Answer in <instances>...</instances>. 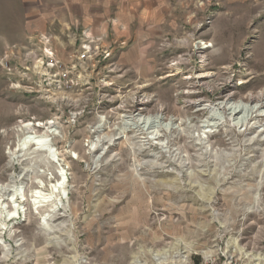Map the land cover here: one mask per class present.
<instances>
[{
  "label": "rangeland",
  "instance_id": "rangeland-1",
  "mask_svg": "<svg viewBox=\"0 0 264 264\" xmlns=\"http://www.w3.org/2000/svg\"><path fill=\"white\" fill-rule=\"evenodd\" d=\"M175 1L179 24L149 46L142 73L115 59L127 41L61 35L66 58L60 36L28 35L31 0H0V184L27 171V191L38 175L51 185L59 165L68 177L50 230L28 192L24 213L0 225V264H157L156 254H167L161 264H197L205 250L264 264V116L243 131L226 124L203 133L208 112L186 102L224 101L218 91L199 94L194 76L206 73L231 102L264 103V0ZM85 40L96 57L80 61L73 54ZM59 63L70 88L54 77ZM138 108L175 128L144 139L123 125ZM27 122L57 127L59 162L46 166L42 152L10 156Z\"/></svg>",
  "mask_w": 264,
  "mask_h": 264
},
{
  "label": "crops",
  "instance_id": "crops-1",
  "mask_svg": "<svg viewBox=\"0 0 264 264\" xmlns=\"http://www.w3.org/2000/svg\"><path fill=\"white\" fill-rule=\"evenodd\" d=\"M29 6L27 13L32 20L27 21L28 35L48 33L56 39L61 35L78 39L87 34L103 43L127 41L128 47L115 59L123 67L130 65L142 73L149 46L179 24L176 12L183 7L175 0H31ZM56 22L58 28L53 26ZM57 43L67 58L62 37Z\"/></svg>",
  "mask_w": 264,
  "mask_h": 264
},
{
  "label": "bare ground",
  "instance_id": "bare-ground-1",
  "mask_svg": "<svg viewBox=\"0 0 264 264\" xmlns=\"http://www.w3.org/2000/svg\"><path fill=\"white\" fill-rule=\"evenodd\" d=\"M202 45V48H204L210 44ZM40 64H37V68ZM204 74L206 73H203L202 75L198 73L194 78L203 79L205 76ZM229 97L230 95H226L224 101L215 104L202 103V100L199 97H195V101H186L188 105H193L198 110H206L208 112V117L202 121L201 125L204 130L203 133H210L211 129L226 124H229L231 127H236L239 131H243L246 128L256 125L257 117L264 116L263 102L254 101L250 98L249 102L239 101L235 103L231 102ZM133 99L138 107L143 106V101H146L141 95L137 94ZM141 110L143 109L138 108V111L123 116V125L135 131H139L144 135V139H158L161 132H169L175 128L173 119L170 118L168 121H165L161 112L150 116H143L141 115V112H139ZM100 126L101 124L94 127L97 129V132L98 129H100ZM38 129H44V131L38 133ZM57 131L58 129L53 123H25L21 129L16 130L18 133L16 137V148L14 150L9 148L10 156L18 159L21 154L17 156L16 153L29 152V154H33L42 152L48 155L45 160V165L49 163L50 159H52V161H58L56 152L53 149L54 145L52 146L51 144V138L58 133ZM98 159L99 157L97 160ZM27 174V171L23 172L16 177H11L10 183L0 184V225H6V223H8L7 221L16 219L20 214L24 213L23 205L25 204V201H27L26 192H28V195L30 193L29 202L33 205L32 207H35L38 211H44L41 216L43 227L50 230L51 218L56 211L60 210L59 208H61L66 201H64V198H67L66 195H68L66 190V184L68 181L67 172L64 167L59 165L57 171L59 179L51 185L50 181L47 183L42 179V175H38L34 182V184H36L35 188L28 189L29 191L26 190V186L23 182ZM166 256L167 254L154 255L155 260L158 261L157 264H161Z\"/></svg>",
  "mask_w": 264,
  "mask_h": 264
},
{
  "label": "built area",
  "instance_id": "built-area-1",
  "mask_svg": "<svg viewBox=\"0 0 264 264\" xmlns=\"http://www.w3.org/2000/svg\"><path fill=\"white\" fill-rule=\"evenodd\" d=\"M82 37H84V39H86L90 36L87 34L86 35L84 34ZM96 39L98 41H100V38H96ZM88 41L85 40L82 43V45L80 46L79 52H77V54H73L74 58H77L78 60L81 61V60H87V59H94L96 57L95 52H93L94 50H91V48L89 46L90 42H88ZM96 46H98V45H96ZM107 55L109 56L108 52H107ZM42 64H43V62H42ZM47 66L54 67V64H52V62H51V63L47 64ZM69 72L70 71L68 70V68L66 66H62V64L59 63L58 70L54 74V77H58V80H57L58 82H62V81L64 82L63 86L65 88L72 87L73 81L68 76ZM204 78L203 79L194 78L195 86H196V88H198L199 94L206 92V96L208 97V96H211L215 91H218V93H217L218 96L223 95L226 97V95H228L226 93L227 91L225 90V84H223V83L219 84L218 83L215 85L216 87L212 89L208 86V83L206 81H204L205 80ZM200 80H202V81H200ZM198 81H200V82H198ZM76 82L78 84V80ZM198 97L202 100L200 95ZM207 102L210 103V101H207ZM202 253L203 254L201 255V261H199V263H197V264H241V258L240 257L235 258L236 256L234 254H232V255H221V257H219L212 250H205ZM180 264H194V263L182 262Z\"/></svg>",
  "mask_w": 264,
  "mask_h": 264
}]
</instances>
